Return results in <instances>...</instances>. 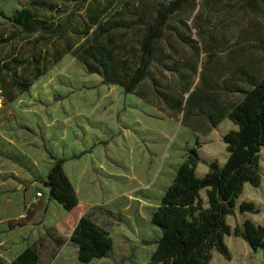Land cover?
Segmentation results:
<instances>
[{"label": "trees", "instance_id": "trees-1", "mask_svg": "<svg viewBox=\"0 0 264 264\" xmlns=\"http://www.w3.org/2000/svg\"><path fill=\"white\" fill-rule=\"evenodd\" d=\"M39 4L29 2L35 9ZM76 8L64 23L40 20L30 8L17 11L12 21L27 34L37 33L36 41L51 45V63L70 54L87 73L99 75L103 85L119 86L186 129L205 135L225 118L236 127L222 137L226 160L210 161L202 177L196 173L202 161L200 141L186 151L151 212L150 222L161 235L151 242L155 250L146 264H209L212 250L231 259L224 241L230 233L227 216L234 213L244 183L258 186L261 179L264 0H120L107 14L87 9L74 27ZM69 33L80 38L78 43ZM49 54L47 49L32 58L33 79L43 74L42 62ZM31 81L17 86L27 91ZM49 155L51 166L41 183L48 198L67 211L61 223L71 231L77 260L88 264L105 258L113 248L112 237L86 212L88 205L79 202L63 168L65 158ZM239 207L241 212L259 211L247 201ZM234 234L264 252V225L245 219ZM39 254L33 244L12 264H39Z\"/></svg>", "mask_w": 264, "mask_h": 264}, {"label": "rangeland", "instance_id": "rangeland-1", "mask_svg": "<svg viewBox=\"0 0 264 264\" xmlns=\"http://www.w3.org/2000/svg\"><path fill=\"white\" fill-rule=\"evenodd\" d=\"M30 1L0 0V39H9L0 41V131L5 130V124L1 123L11 120L10 130L15 137V144L9 146L8 151L11 152L5 158L9 164L20 162L24 153L19 145L23 143L26 155L34 152L36 157L40 154L38 175L41 181L51 162L49 153L67 160L74 158L90 166V177L84 176L85 183H76L75 187L80 195L85 187L90 189L88 193L92 197L86 203V212L109 232L113 248L105 258L88 264H146L155 250L151 242L161 235V230L150 222L151 212L159 204V198L158 195H150V205L137 202L131 196L136 193L134 185L139 184L138 180H145L147 175L151 176L154 170L166 172L164 179L167 185L171 171L184 160L186 151L196 139L200 141L197 150L201 158L223 163L228 152L222 137L236 127L225 120L205 135L186 129L178 119L168 118L157 109L152 111L150 106L135 95L124 93L119 86L103 85L99 75L87 73L85 67L70 54L51 63V45L44 40L36 41L37 33L27 34L12 21L17 11L30 8L40 20L52 24L64 23L67 14L79 6L72 19L76 27L87 9H98L107 14L120 0H86L83 3L82 0H39L36 9L30 7ZM69 36L74 43L80 40L72 33ZM47 49L50 54L47 61L42 62L43 74L33 79L36 73L32 66L34 59L43 56ZM14 59L20 63L17 64ZM2 64L8 65L9 69ZM30 80L28 90L22 92L17 84ZM6 96L12 99L8 100ZM33 106L38 108L32 109ZM20 109L22 116L18 117ZM18 119L26 123L18 124ZM126 119H129V125L122 124L121 120ZM136 119L140 125L134 123ZM34 120H37L36 125ZM131 120H134L133 123H130ZM17 124L25 130L19 126L16 128ZM159 125L166 126L169 131L165 141H159L154 136L153 132ZM120 132H126L130 142L124 151L121 148L122 138L117 135ZM34 138L35 142L39 141V153L36 145L33 149ZM129 162L133 166V174L131 169H126ZM259 167V185L245 182L236 198L234 213L227 216L230 233L224 236V241L231 259L212 250L209 264H264V252L251 249L245 240L234 234V228L241 226L245 219L264 225V149L260 151ZM110 169L122 175L110 180L106 176V171ZM149 181H152L150 177L146 183ZM204 193H201L203 197ZM242 201L253 203L259 211L241 212L239 206ZM57 208L63 214L67 213L59 203ZM49 210L54 214L52 223L43 224L47 221L46 205L43 203H39L38 215L33 222L40 251L39 264H82L77 260L76 247L67 241L70 229L61 223L64 215L59 218V212L52 208ZM23 215L27 219L29 210L24 209ZM3 263L10 264L8 261Z\"/></svg>", "mask_w": 264, "mask_h": 264}, {"label": "crops", "instance_id": "crops-1", "mask_svg": "<svg viewBox=\"0 0 264 264\" xmlns=\"http://www.w3.org/2000/svg\"><path fill=\"white\" fill-rule=\"evenodd\" d=\"M142 101V100H140ZM145 103L144 101H142ZM146 105L150 106L152 108V111H155V108L152 107V105L145 103ZM38 108L37 106H33L32 109ZM22 116L21 109L18 111V117ZM31 116V115H29ZM127 118L131 119L127 116ZM129 119L124 120L122 124L129 125ZM141 121V119L139 118ZM227 121V123L230 125L232 123L228 118H225L222 122ZM134 121V120H133ZM131 120L130 123H133ZM18 124L26 123L25 121L22 122L21 119H18ZM5 124V130L0 131V262L1 264L3 261H8L10 264H12V260L18 256L21 252H23L27 247L31 245H35L36 243V235L34 231V225L33 222L36 221L37 215H38V206L39 203H43L46 205V220L43 222V224H50L53 220V213L49 210V208H52L59 212L61 218L64 214L61 210L57 208V202L51 200L48 198V188L44 187L41 183V180L39 179V171H40V154H38L36 157L34 155V152L32 155L25 154L24 144L22 143L19 145L20 150L22 151L23 156L21 157V161L14 164H9L8 160L5 158L10 150L8 151V148L11 144H15V137L13 136V132L10 130V123L12 124L13 121L7 120L3 121L1 124ZM34 125L37 124V120H34ZM136 125H140V122L137 121V119L134 122ZM16 125V128H21L20 125ZM221 124V123H220ZM219 124V125H220ZM233 124V123H232ZM15 128V127H13ZM7 129V130H6ZM154 136L156 139H159V141H165L166 136L169 135V131L166 126L159 125L157 129L154 130ZM226 133V132H225ZM167 134V135H166ZM122 138V144L121 148H123V151L125 150L126 146L130 144L128 142V136L126 132H120L117 134ZM162 136V138H160ZM32 140V146L33 149L35 148L39 150V141L35 142ZM124 144V145H123ZM18 148V147H17ZM25 157V158H24ZM202 161L198 163L196 167V173L199 175V177H202L206 174L208 171V163L210 162L207 159L201 158ZM224 162V161H222ZM181 163V162H180ZM175 167L174 170L171 171V178L168 182V184H165L164 176L167 175L164 170H154L150 175L146 176L145 180H138L137 182L139 184H135L133 187V190L136 191L135 195H131L133 199H135L137 202L141 204H149L148 197L150 195H158L157 197L160 198L163 192L167 189L169 184L172 181L173 176L175 175V172L179 166V164ZM51 166V162L48 165V170ZM63 168L66 172V175L72 185L75 188V193L77 195V198L80 203L86 204L90 198V189L88 187H85L84 193L82 195L79 194L78 189L75 187L76 183H83V177H90V166L86 165L83 162H79L77 159H71L67 160L65 159V162L63 164ZM126 169H131L133 174V166L129 162L126 164ZM46 171V173L48 172ZM45 173V174H46ZM44 174V177H45ZM122 175L117 170L114 171V169H110L109 171H106V176L110 178V180H113L115 178L118 179V177ZM150 177V180L152 181L146 183L147 178ZM85 183V182H84ZM145 183V184H144ZM162 186V190L160 187ZM40 187H42L41 197L37 198L35 193L39 190ZM160 189V190H158ZM158 205H155L154 208H156ZM153 208V209H154ZM28 209L29 210V216L27 219L23 218V210ZM31 211V212H30ZM153 211V210H152ZM47 226V225H46ZM71 231L69 234V237L67 239L68 242L70 239ZM71 243V242H70ZM74 246L77 249V246L74 244ZM99 259V258H97ZM103 259V258H102ZM95 260V259H93ZM92 260V261H93ZM100 260V259H99ZM4 264V263H3Z\"/></svg>", "mask_w": 264, "mask_h": 264}, {"label": "built area", "instance_id": "built-area-1", "mask_svg": "<svg viewBox=\"0 0 264 264\" xmlns=\"http://www.w3.org/2000/svg\"><path fill=\"white\" fill-rule=\"evenodd\" d=\"M35 195H36V197H40V196H41V192H40V191H37V192L35 193ZM23 217H24V215H23Z\"/></svg>", "mask_w": 264, "mask_h": 264}]
</instances>
